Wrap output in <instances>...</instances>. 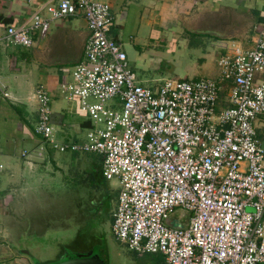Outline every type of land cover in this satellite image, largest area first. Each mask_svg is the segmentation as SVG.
Here are the masks:
<instances>
[{"label":"built area","instance_id":"built-area-1","mask_svg":"<svg viewBox=\"0 0 264 264\" xmlns=\"http://www.w3.org/2000/svg\"><path fill=\"white\" fill-rule=\"evenodd\" d=\"M76 16L89 36L61 98L75 101L90 125L83 142H60L52 95L37 88V154L100 155L103 177L119 187L113 234L141 257L264 264V148L256 129L264 116V25L251 48L226 41L219 78H168L156 89L141 83L123 45L109 37L114 17L97 0L42 3L3 41L31 48L55 21ZM171 216L185 223L171 227Z\"/></svg>","mask_w":264,"mask_h":264},{"label":"crops","instance_id":"crops-1","mask_svg":"<svg viewBox=\"0 0 264 264\" xmlns=\"http://www.w3.org/2000/svg\"><path fill=\"white\" fill-rule=\"evenodd\" d=\"M48 1L0 0V264H103L92 250L78 251L68 243L86 235L83 230L93 214L83 211L79 219L72 211L64 219L45 218L44 208L53 210L55 190L66 181L64 176V182L54 181L53 175L45 173L46 167L69 166L84 153L38 155L42 141L35 132L39 121L35 92L43 87L53 98L52 121L59 141L85 140L88 116L75 101L62 99L61 90L72 82L74 67L83 60L87 22L80 16L57 20L31 48L3 41L7 28L22 25ZM97 1L111 8L115 23L109 37L123 45L131 70L153 89L165 79L187 77L201 69L196 63L184 69L192 60L189 56L199 50L190 47L188 34L213 36L221 48L230 39L251 48L264 25V0ZM223 98L228 100L227 91ZM256 129L264 148V116ZM27 152L33 153L32 159L25 157ZM46 176L51 178L49 183ZM51 233H64L69 241Z\"/></svg>","mask_w":264,"mask_h":264},{"label":"rangeland","instance_id":"rangeland-1","mask_svg":"<svg viewBox=\"0 0 264 264\" xmlns=\"http://www.w3.org/2000/svg\"><path fill=\"white\" fill-rule=\"evenodd\" d=\"M186 38L190 47H198L199 50L189 56L192 60L185 63L184 69H192L193 63H196L201 69H196L198 72L196 74H187V77L173 79H215L219 76V73H221L219 60L222 55V48L220 43L217 42V38L204 33L188 34ZM80 155L83 158H74V162L68 163L69 166L59 162L61 164L55 166V168L53 166L46 167L45 173L50 177L53 175L55 177L54 181L58 179L61 182H64L65 179L66 181L58 190H55L57 194H55L56 201L53 210L44 208L45 218H49L51 215L55 219H64L72 211L74 215L77 214L79 219L82 217L83 211L91 214V216L93 214L94 218L87 221L83 230L86 235L82 239L75 238L73 242L68 243L73 244V248L78 251L92 250L101 257L103 264H166L162 255L149 254L141 257L116 239L112 230V216L116 209L118 183L116 180L107 181L101 177L102 160L100 155ZM63 176L65 179H62ZM50 177L46 176L47 183L51 181ZM85 182L88 183L85 184ZM91 189L93 193L90 192ZM85 203L88 205L85 206ZM87 207L89 209H86ZM174 217L171 216L167 222L171 227L177 226ZM51 236L56 239L61 238L62 242L69 241L65 239L64 233H51ZM48 244H51V242ZM52 247L55 250V245ZM71 250L73 249L71 248Z\"/></svg>","mask_w":264,"mask_h":264},{"label":"water","instance_id":"water-1","mask_svg":"<svg viewBox=\"0 0 264 264\" xmlns=\"http://www.w3.org/2000/svg\"><path fill=\"white\" fill-rule=\"evenodd\" d=\"M183 223H185V221L181 222V221H178L176 225H182Z\"/></svg>","mask_w":264,"mask_h":264},{"label":"trees","instance_id":"trees-1","mask_svg":"<svg viewBox=\"0 0 264 264\" xmlns=\"http://www.w3.org/2000/svg\"><path fill=\"white\" fill-rule=\"evenodd\" d=\"M186 80V79H185ZM102 177H103V175H102ZM104 178V177H103ZM105 179V178H104ZM116 196H117V193H116Z\"/></svg>","mask_w":264,"mask_h":264},{"label":"flooded vegetation","instance_id":"flooded-vegetation-1","mask_svg":"<svg viewBox=\"0 0 264 264\" xmlns=\"http://www.w3.org/2000/svg\"><path fill=\"white\" fill-rule=\"evenodd\" d=\"M116 200H117V196H116Z\"/></svg>","mask_w":264,"mask_h":264}]
</instances>
